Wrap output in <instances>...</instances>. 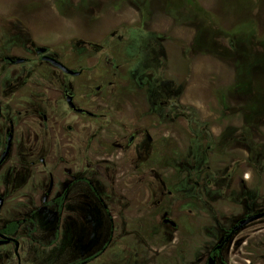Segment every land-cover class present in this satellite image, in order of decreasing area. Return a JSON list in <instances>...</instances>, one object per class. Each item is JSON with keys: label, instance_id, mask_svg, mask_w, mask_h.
Masks as SVG:
<instances>
[{"label": "rangeland", "instance_id": "374dc122", "mask_svg": "<svg viewBox=\"0 0 264 264\" xmlns=\"http://www.w3.org/2000/svg\"><path fill=\"white\" fill-rule=\"evenodd\" d=\"M12 5L13 13L40 35H84L101 46L100 54L119 66L116 91L121 100L116 104L123 114L117 118L133 123L135 115L150 106L154 89L164 94L155 100L159 105L153 115L162 117L163 144L169 147L164 182L183 195L179 206L162 202L177 229L158 223L141 235L139 223L155 220L157 212L145 208L141 179L127 183L122 178L131 165L122 166L117 171L121 175L107 174L100 180L108 195L100 194L106 205L113 202L112 192L122 200L115 210V220L121 223L117 258L124 253L137 264H159L160 257L176 251L183 256L181 264H205L229 228L244 216L264 212V0H0L3 12ZM148 73L156 80L149 83ZM171 141L178 160L172 158ZM205 158L206 168L214 172L234 164L236 176L240 174L228 191L201 186L209 205L198 201L203 198L193 183L194 167ZM173 166L178 174L172 179ZM46 182L42 172L34 179L16 180L15 188H26V195L4 197V222L30 218L32 223L23 225L21 235L29 251L23 252L22 264H71L100 252L113 206L103 209L100 204L93 213L98 223L94 227L74 223L64 229L58 223L56 229L43 206L49 199L44 195ZM129 183L134 186L127 188ZM73 207L84 220L92 216L80 204ZM80 248H85L83 254ZM110 255L107 248L89 264H108ZM2 264H16L12 247ZM216 264H264V218L236 232Z\"/></svg>", "mask_w": 264, "mask_h": 264}, {"label": "flooded vegetation", "instance_id": "af4514ba", "mask_svg": "<svg viewBox=\"0 0 264 264\" xmlns=\"http://www.w3.org/2000/svg\"><path fill=\"white\" fill-rule=\"evenodd\" d=\"M13 6L6 12L0 10V263L7 257L10 247L16 264L26 261L21 256L26 249L29 251V246L24 247L21 234L24 232L23 225L28 227L27 224H32L30 218L4 222V197L26 195V188H15L16 180L34 179L37 173L42 172L47 181L44 195L49 198L43 206L50 210L56 229L58 223L64 229L74 223L82 228L94 227L98 223L93 213L100 204H103V209L113 206L109 212L114 214L107 221L106 246L100 252L71 264H89L103 255L107 248L111 254L108 264H137L133 258H124V253L119 258L115 254L121 243L120 232L117 231L121 223L119 225L115 220L119 216L115 213L116 202L122 200L110 190L113 202L109 201L106 205L100 194L108 195L100 187V180L107 174L111 178L119 176L121 174L117 171L131 165L132 172L122 178L127 183L132 179H141L145 208L149 206L157 212L155 220L139 223L141 235L158 223L173 231L177 229V223L169 215V209H163L162 202L167 200L179 206L183 195L169 189L164 182L167 180V176L163 175L164 159L169 155V147L163 144L162 117L153 115L159 105L155 100L158 101L164 94L161 89H154L148 97L151 107L141 109L142 115H135L133 123L117 118L123 114L121 105L116 104L121 100L116 91L119 84L116 70L119 66L113 65L106 54H100L101 46L84 35H40L13 13ZM45 57L55 60L67 71L45 60ZM150 74L147 76L149 83L153 78L156 80V76ZM102 103L111 107L101 108ZM170 146L173 160H178L177 146L172 145V141ZM206 158L201 164L197 163L193 171L197 195L201 196V186L210 188L215 177L222 178L225 185L232 177H240L235 174L234 164L225 165L220 173L206 168ZM172 169L173 179L178 174V167L173 166ZM240 184L244 187L242 181ZM132 186L127 184V188ZM211 191L203 192L204 196ZM218 191L222 190L214 189V192ZM201 197L203 200L197 199L201 203L206 205L210 202ZM77 204L92 216L84 220V216L73 207ZM159 212H162L160 216ZM10 224H16L13 233L6 231ZM236 224L209 252L205 264H216L222 247L236 232L223 240ZM124 226L130 228V223L124 222ZM63 235L67 251L68 232ZM86 244H89L88 241ZM85 248L79 249L82 254ZM182 257L176 251L169 252L159 258V264H181Z\"/></svg>", "mask_w": 264, "mask_h": 264}, {"label": "water", "instance_id": "95a60500", "mask_svg": "<svg viewBox=\"0 0 264 264\" xmlns=\"http://www.w3.org/2000/svg\"><path fill=\"white\" fill-rule=\"evenodd\" d=\"M45 60H48L50 62H52L55 66L59 67L60 69H62L63 71H67L61 64H59L58 62H56L55 60L51 59V58H48V57H45L44 58ZM1 203V201H0ZM264 217V212H260V213H256V214H253V215H250L242 220H240L229 232L228 236H226L223 240L226 241L230 235H232L233 233L239 231L241 228H243L244 226H246L247 224L253 222V221H256L258 219H261ZM171 224L173 225V223L171 222ZM6 241H8L9 239L8 238H5L3 237Z\"/></svg>", "mask_w": 264, "mask_h": 264}, {"label": "trees", "instance_id": "16d2710c", "mask_svg": "<svg viewBox=\"0 0 264 264\" xmlns=\"http://www.w3.org/2000/svg\"><path fill=\"white\" fill-rule=\"evenodd\" d=\"M238 176H239V174H238ZM216 179V180H215ZM232 180H233V177L230 179V180H228L227 181V184L225 185V182L224 181H222V178H220L219 177V179H217V177H215L212 181H211V183H210V185H211V187L213 188V190L214 189H223V190H226V191H228L230 188L229 187H231V182H232ZM218 181H220L222 184H217L218 183ZM15 228H16V224H10V225H8L7 227H6V231H8L9 233H13V231L15 230Z\"/></svg>", "mask_w": 264, "mask_h": 264}]
</instances>
